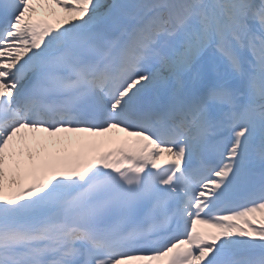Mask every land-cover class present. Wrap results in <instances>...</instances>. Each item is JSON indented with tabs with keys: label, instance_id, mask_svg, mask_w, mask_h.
Returning <instances> with one entry per match:
<instances>
[{
	"label": "snow or ice",
	"instance_id": "1",
	"mask_svg": "<svg viewBox=\"0 0 264 264\" xmlns=\"http://www.w3.org/2000/svg\"><path fill=\"white\" fill-rule=\"evenodd\" d=\"M0 264H264V0H0Z\"/></svg>",
	"mask_w": 264,
	"mask_h": 264
}]
</instances>
